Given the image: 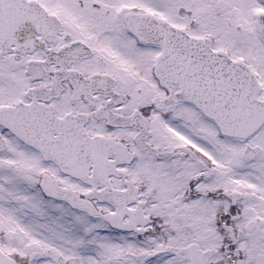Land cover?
<instances>
[{"label":"snow or ice","instance_id":"1","mask_svg":"<svg viewBox=\"0 0 264 264\" xmlns=\"http://www.w3.org/2000/svg\"><path fill=\"white\" fill-rule=\"evenodd\" d=\"M0 264H264V0H0Z\"/></svg>","mask_w":264,"mask_h":264}]
</instances>
